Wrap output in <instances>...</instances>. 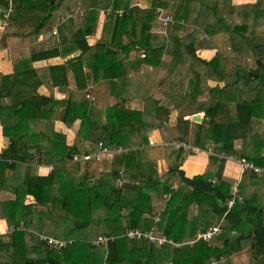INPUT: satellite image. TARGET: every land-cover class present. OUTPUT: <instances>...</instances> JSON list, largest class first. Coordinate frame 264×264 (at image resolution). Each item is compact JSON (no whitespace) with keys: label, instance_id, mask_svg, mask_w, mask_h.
I'll use <instances>...</instances> for the list:
<instances>
[{"label":"trees","instance_id":"1","mask_svg":"<svg viewBox=\"0 0 264 264\" xmlns=\"http://www.w3.org/2000/svg\"><path fill=\"white\" fill-rule=\"evenodd\" d=\"M184 1L152 0L150 7L143 8L131 6L130 0H81V10L59 24L53 45L39 47L35 41L52 28L46 20L55 13L61 17L73 12L75 0L53 4L51 0H0V10L7 13L0 51L9 52L14 67L11 74L0 73V124L9 140L0 152V190L14 194L0 199V219L11 229L8 236H0V264H207L212 259L230 264L227 259L246 247L264 264V209L257 186L264 183V172L248 170L251 182L240 187L251 188L252 194L225 214L232 186L222 177L226 158L220 156L233 154L264 166V136L253 129L255 121L264 120V43H253L264 23L263 0L233 7V22L219 18L216 6L203 0V7L211 11L206 21L194 25L182 21L192 9ZM215 1L232 4V0ZM159 8L171 17L166 23L156 22ZM102 11L101 37L92 45L90 37L97 33ZM158 25L167 34L159 41L155 38L163 33L153 31ZM181 30L182 36L177 33ZM212 45L219 49L212 59L197 55L198 49ZM165 53L171 58H164ZM250 55L255 58L254 68L240 62ZM69 56L65 63L34 67L39 60ZM230 57L237 62L229 75ZM196 62L225 81L221 87H209V102L197 105L205 112L202 122L178 116L171 125L164 121L167 118L127 105L137 94L148 95L168 115L182 104V95L196 101L206 89L200 69L189 76ZM143 63L154 69L140 73ZM70 72L76 85L71 90ZM90 80L106 81L108 93L119 101L107 104L93 98L92 90H87ZM44 83L51 90L69 91L67 99L41 94ZM58 118L67 127L81 119L70 142L56 128ZM156 128L166 142L163 146H149L150 132ZM239 139L242 146L237 150ZM174 141H188L191 148H178L171 144ZM100 144L108 150L101 159L74 160L75 154H92ZM209 145L217 152L210 157L219 164L218 171L186 176L180 169L185 153L193 154L195 146L208 150ZM162 147L170 160V176L164 180L157 160L149 156L151 150L160 155ZM33 162L51 165L52 170L34 174ZM98 165L102 169L94 170ZM171 176L180 180L176 189ZM154 192L165 199L159 220L153 218ZM27 196L34 200L27 203ZM222 217L220 235L199 237ZM68 220L73 224L65 225ZM76 221L84 225L77 226ZM90 223L98 225L96 236H78ZM61 226L68 231L66 237L59 233ZM130 228L157 229L171 241L138 244L125 235ZM40 234L64 240L67 246L56 248L39 239ZM100 235L112 239L96 246L93 240Z\"/></svg>","mask_w":264,"mask_h":264},{"label":"crops","instance_id":"2","mask_svg":"<svg viewBox=\"0 0 264 264\" xmlns=\"http://www.w3.org/2000/svg\"><path fill=\"white\" fill-rule=\"evenodd\" d=\"M130 5L131 6H140L143 8H148L151 6V2L152 0H130ZM170 3H177V2H181V0H167ZM193 3L192 4V9H191V13L189 15V17L187 18V20H182L185 21L188 25H194L196 23H203L204 21H206V17H207V11H204V7H203V0H191ZM208 1L210 5H214L216 6V13L217 16L219 18H224L226 19L228 22H233V16L231 15V10L233 9V7H241L247 3H253L256 2V0H232V4L231 5H227L226 3H223L222 5H216V1L215 0H205ZM204 1V2H205ZM80 5H77V7ZM76 7V8H77ZM202 8V9H201ZM159 9H163V8H159ZM158 9V10H159ZM76 10H79V8H77ZM165 11L170 13V10L165 9ZM7 18V13L0 10V19L3 20L4 24L2 25V31L7 23L6 21ZM105 19V12L102 11L101 15H100V22L101 24H103ZM159 23V21H156ZM101 27V25H100ZM58 28V27H57ZM57 31V29H56ZM101 31H102V27L101 29L97 30L96 35L91 36L90 37V42L92 45H95L96 42H98V40L101 37ZM153 31L155 32H161L163 33L162 36H157V38H155L156 40L159 41L160 38H164V36H166V31L165 29H163V27H160L159 25L157 27H154ZM179 35H184V31H178L177 32ZM54 34V33H53ZM56 34V33H55ZM59 34V33H58ZM58 37H56L54 40H57ZM202 38V37H201ZM40 40H43L42 38H39ZM207 40V37H206ZM129 38H125V42H128ZM211 42V41H210ZM212 43V42H211ZM253 43H264V23L257 28V33L256 36L254 38V42ZM219 51V49L215 48L214 45H212L211 47H206V48H201L197 50V55L205 60H210L212 59L216 53ZM79 52L74 53L73 55L78 54ZM72 55V56H73ZM136 54L132 53V55L130 56L131 59L135 58ZM226 56V55H224ZM69 57L66 58H60V59H45V60H39L36 61L34 63V67H45L47 65H49L50 63H65L67 61ZM168 57H171V55H168V53L164 54V58L168 59ZM236 59L235 57H230L227 60V66L226 68L228 70H233V66H232V59ZM12 59H10L9 56V52L7 50H2L0 51V73L3 74H11L14 71V67L12 64ZM245 63L247 64L249 67L254 68L256 66V62H255V58L253 56H249L246 60L242 59ZM203 65H201L199 62H196L193 67L189 70V76H192L195 72V70L198 71V69H200L199 71H201L202 75H203V85L205 86V91L203 94H201L196 101H192L190 99L189 96H181L182 99V104L178 107H176L174 110H172L168 115L165 114L164 111H162L161 109L158 108L155 99L151 97H144L142 95H135V97L130 98V100L127 102V105H129L130 107L133 108H137L138 110H142L145 112V114L152 116V117H160L161 119H165L167 118V120L164 121H168L171 125H173L176 121H177V117L178 116H183L184 119L186 120H192V115L199 113L203 116H205V112L204 111H199L197 105L201 102H209L210 100V95H209V91L208 88L209 87H215V86H223L225 84V81L220 80V79H216L213 75H211V73L208 71V68H203ZM153 66L147 63H143L141 66V71L140 73H144V72H150L151 70H153ZM135 72L132 71L131 75H134ZM76 85H75V79L73 76V73L70 72L69 74V86L68 89H75ZM160 88V87H158ZM182 92H183V88L181 87ZM87 90H92L91 92V96L93 94V98L97 97L100 100H102L103 102L107 103V104H114L116 102L119 101V98L117 96L111 95L108 93L107 90V84L106 81H101L100 83H98L97 81L94 80H90L89 86L87 88ZM39 92L41 94H45V95H51L53 94L54 97L56 99H60V100H66L68 95H69V91H60L58 87H54L53 90H51L50 85H47V83H44L43 85H41L39 87ZM6 102L10 103L12 100L10 98H6L5 99ZM258 121H255V123H253V129L254 131L258 132L259 130L257 128H259V126L264 125V120L263 121H259L260 123H257ZM56 128L59 131L65 132L68 136V140L69 142L73 139L74 136H76L79 127L81 125V119L76 120L73 125L71 127H67L63 121H61L59 118L56 120ZM264 131V130H263ZM260 132V131H259ZM263 136L264 133L260 132ZM152 138L154 139L157 144L151 145L149 144V146H160V145H164V139L162 136V132L160 131V129L156 128L153 129L150 132V136L149 139ZM9 144V140L4 137L3 135V128L2 125L0 124V152H2L5 148H7ZM88 144V143H87ZM242 146V141L239 139L236 141V149L240 150ZM152 147V148H153ZM195 148V147H194ZM264 148V147H263ZM162 151L160 152L161 154L159 155L157 153L156 150H151V152L149 153V156L152 159H156L157 160V170L159 173V176L161 177V179H165L169 174L167 173L169 170V166H170V160L166 158L167 154H166V148L162 147ZM188 150V149H187ZM213 146L209 145L208 150L207 149H202V148H195L194 149V153L190 154L188 152L185 153V157H184V161L182 163V165L180 166V169L184 170V173L186 176L188 177H193L195 175L198 174H202L205 173L208 170H211L213 172L218 171V163L212 161L210 155L211 154H216L213 151ZM264 151V149H263ZM213 155V156H214ZM233 155V154H232ZM239 155V154H238ZM237 156V155H234ZM239 157V156H238ZM244 158V157H241ZM32 167L33 170L32 172L34 174H48L50 173V171L52 170V166L50 165H39L37 163H32ZM100 167V166H99ZM100 169H102V167H100ZM249 171L248 170H243L240 166V164H238V162H235L233 160L227 159L224 163V167L222 170V177L225 181H227L228 183L231 184V186L234 185H238L239 189H240V195L242 197V199L246 196L251 195L252 190L250 189H242L240 187V183H244L246 185L250 184V179H249ZM170 176V175H169ZM172 180H173V188L176 189L178 187V185L180 184V180L177 177L171 176ZM258 177H261L260 175H258ZM130 179V177L128 178ZM258 188L260 189V203L264 209V183L258 184L257 185ZM255 187V184H254ZM232 188V187H231ZM13 193L11 191H5V190H0V199L1 198H6V197H13ZM167 198V197H166ZM34 200V198L32 196H27L26 202H32ZM152 200H153V205H154V212H153V218L155 220H159L156 218V216L158 215L159 217V213L162 211V209L164 208L165 205V199H160L158 197V195L154 192L153 196H152ZM263 219H264V211H263ZM11 229L9 228L7 222L5 219H0V236L4 235V236H8L10 233ZM6 240H8V238H4ZM140 243V241L138 242V244ZM230 264H259L260 259L255 258L253 255V251L250 247H246L245 249H242L241 251L235 252L233 253L228 259Z\"/></svg>","mask_w":264,"mask_h":264},{"label":"built area","instance_id":"3","mask_svg":"<svg viewBox=\"0 0 264 264\" xmlns=\"http://www.w3.org/2000/svg\"><path fill=\"white\" fill-rule=\"evenodd\" d=\"M263 4H264V0H263ZM159 11L161 13L160 19L163 22L166 23L167 21H169L171 19L169 14H163L162 9H159ZM71 16H73L72 12H68L65 16H61L60 20H59V24H61L62 22H64L66 19H68ZM56 29L57 28H55L54 33H56ZM141 56H142V58H144L146 56V54L142 53ZM181 142L182 141H174L171 144H174L176 147L179 148V147L183 146L181 144ZM165 143L166 142H164V144ZM149 144L154 145V144H157V142L154 139L150 138ZM183 147H185V146H183ZM121 150H122V148L117 149L115 151H121ZM106 152H108V150L106 148H102V145L100 144L99 150L95 151L92 154L83 152L81 154H75L73 157H74V160H87L90 158H96V160H99V159H101L102 154L106 153ZM220 156L227 158V159H230V160H233L235 162H238V164H240V166L243 170H253L257 174H262L264 172V166H257L253 162H250L249 160H247L245 158H241V157L234 156V155H227L224 153H221ZM239 192H240V189H239L238 185L232 186V189H231L232 197L226 203L227 211L225 212V214L232 207H234L237 202L242 200V197H241ZM156 218L159 219L158 215L156 216ZM223 218L224 217H222V219L220 220L219 223L210 225L205 231L201 232L199 234V237H202L204 239H211V238H214L215 236L220 235L223 231L222 226H221ZM125 235L130 239H136L139 241L148 240L149 242L158 243V244L164 243L166 241H171L170 239H168V237L166 235L157 232V229L141 230L138 228H130V229L126 230ZM39 239L47 241L50 245H52L56 248H59V249L67 246L66 241L60 240V239H57L54 237H49L46 235L40 234ZM110 239H112V238H109L105 235H100L95 240H93V244L96 246L107 245V243ZM218 262H219V260L212 259L207 264H217Z\"/></svg>","mask_w":264,"mask_h":264},{"label":"rangeland","instance_id":"4","mask_svg":"<svg viewBox=\"0 0 264 264\" xmlns=\"http://www.w3.org/2000/svg\"><path fill=\"white\" fill-rule=\"evenodd\" d=\"M184 4L191 6L190 4H195V3L188 2V1L185 0L184 1ZM77 5H80V6L77 7ZM76 7L79 8V10H81V0H75L74 6H73V10H72L73 11L72 12L73 14H74V11H79V10H76L77 9ZM204 11H207L206 13L208 15V12H210L211 9L206 10V7H204L203 12ZM158 19H159L158 21H161L162 22V20L160 18H158ZM59 20H60V16L58 14H56V13L53 14V16H51L49 19L46 20V23L49 24L52 28L47 30V32L45 34V37H43V40L38 39L37 41H35L39 47H50V46L53 45V41H54V39L56 37H58V33L57 34H52V33H54L55 28H57L59 26ZM3 24H4L3 20L0 19V33H2V25ZM100 25L102 27V24L100 23L98 29H101ZM162 25L165 26L163 23H162ZM58 30L59 29L57 28V31L56 32H58ZM40 38H42V36H40ZM170 58L171 57H168V59H170ZM230 61H232V63H233L232 66L234 68L235 65H236L237 59H234L233 58ZM240 62L243 63L244 61L241 59ZM231 70H232V68H231ZM231 70L228 71V69H227L226 73L228 72V74L230 75ZM257 129L260 132H263L264 133V131H263L264 130V125L259 126V128H257ZM181 144L186 147V150L189 149V148H191V146L188 143V141H182ZM195 148H196V146H195ZM94 167L96 168V169H94L96 171L99 169V165L97 167L96 166H93V168ZM68 222H70L71 224H73V221H71V220L69 221L68 220V221L65 222V225H67ZM77 223H83V225H84V222H82V221H76L75 222V225H77ZM80 227H82V226H80ZM98 231H99L98 225L96 223L95 224L94 223H90L86 227H83L82 230L78 231V236H81L82 238L92 239V238H94L96 236V233ZM60 232H62L61 237H66V235L68 233V231H66L62 226H61V230L59 231V233ZM134 240H136V239H134ZM137 242H139V240H137ZM218 264H225V263H224V261H220V262H218Z\"/></svg>","mask_w":264,"mask_h":264},{"label":"water","instance_id":"5","mask_svg":"<svg viewBox=\"0 0 264 264\" xmlns=\"http://www.w3.org/2000/svg\"><path fill=\"white\" fill-rule=\"evenodd\" d=\"M51 3H54V0H51ZM192 120L195 122H202L203 121V116L199 113L193 114L192 115ZM77 226H83V223H77Z\"/></svg>","mask_w":264,"mask_h":264}]
</instances>
